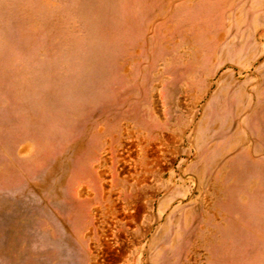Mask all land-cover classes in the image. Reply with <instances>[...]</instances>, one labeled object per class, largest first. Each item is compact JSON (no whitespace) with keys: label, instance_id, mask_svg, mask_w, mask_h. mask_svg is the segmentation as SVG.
Returning <instances> with one entry per match:
<instances>
[{"label":"rangeland","instance_id":"374dc122","mask_svg":"<svg viewBox=\"0 0 264 264\" xmlns=\"http://www.w3.org/2000/svg\"><path fill=\"white\" fill-rule=\"evenodd\" d=\"M0 264H264V0H0Z\"/></svg>","mask_w":264,"mask_h":264}]
</instances>
